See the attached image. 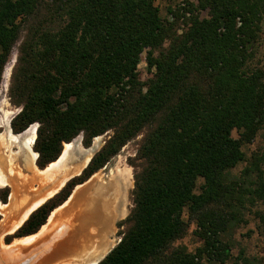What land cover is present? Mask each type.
<instances>
[{
    "label": "trees",
    "instance_id": "obj_1",
    "mask_svg": "<svg viewBox=\"0 0 264 264\" xmlns=\"http://www.w3.org/2000/svg\"><path fill=\"white\" fill-rule=\"evenodd\" d=\"M154 1L0 0V81L23 33L7 86L19 109L9 128L16 136L37 124V169L56 162L77 136L87 148L111 132L80 175L6 243L36 234L74 186L138 135L128 159L131 207L116 224L119 241L97 264L223 263L229 247L221 235L264 203V162L246 161L241 151L264 120V71L249 65L264 0L184 1L170 19L160 18ZM143 51L149 77L141 83ZM6 197L5 187L2 204ZM190 224L202 241L193 254L174 245Z\"/></svg>",
    "mask_w": 264,
    "mask_h": 264
},
{
    "label": "bare ground",
    "instance_id": "obj_2",
    "mask_svg": "<svg viewBox=\"0 0 264 264\" xmlns=\"http://www.w3.org/2000/svg\"><path fill=\"white\" fill-rule=\"evenodd\" d=\"M34 137L33 129L25 131L19 137L11 134L0 135V185L12 187H9L11 194L8 195L7 205L0 204V214L5 215V209L13 203L15 204L11 209L17 207L12 179L19 181L23 193L31 190L35 184L41 186L33 194L24 195L26 203L36 200L22 206L21 214L7 222L8 225L15 221L3 234L11 233L34 208L54 195L70 178L78 175L98 148L99 141L96 138L83 154L79 153L81 150L74 149L73 143L66 144L56 162L49 164L45 170H38L34 164L36 154L32 150ZM15 143L22 147L19 154L10 150ZM68 158L74 165L65 169L62 165ZM61 171V181L57 185L55 181L47 188L56 173ZM127 187L128 180L117 175L106 180L95 177L84 185H78L69 199L51 213L38 233L13 240L8 249L15 253L23 250L25 251L22 253H26V249L27 252L30 250L32 253L29 252L30 255L23 260V264H93L115 244V223L127 213ZM40 193L42 195L39 197Z\"/></svg>",
    "mask_w": 264,
    "mask_h": 264
},
{
    "label": "rangeland",
    "instance_id": "obj_3",
    "mask_svg": "<svg viewBox=\"0 0 264 264\" xmlns=\"http://www.w3.org/2000/svg\"><path fill=\"white\" fill-rule=\"evenodd\" d=\"M184 1H187L188 3H191L193 5L196 3V0H165V1L155 0L153 4L157 7L158 14H159L161 19H170V15H169L168 11H173L177 7V5L183 4ZM199 16L200 17H206L205 12H200ZM178 28L179 29L177 30V32L180 33V31H181L180 29H184L185 27L182 28V23L179 22ZM22 36H23V33H21L19 39L16 41V43L13 45V47L10 51V54L8 56V61L4 67V70L2 73V78L0 81V135L1 134L13 135L9 129V120L19 111L18 108H15L14 106H12L9 103V100L7 98V86L9 83V76H10L11 68L15 62V59H16V50H17V47H18V45L22 39ZM144 56H145V52L143 51L140 54L138 63L136 65L137 76H138V79L141 83H144L149 77L148 73L146 72V64L144 61ZM249 65L251 67L260 68L261 70L264 71V15L261 19L260 32H259L258 39H257V42H256L255 47H254L253 58L251 59V62ZM7 126H8V128H7ZM30 129H33L35 131V126L34 125L31 126L28 130H30ZM22 134L16 135V136L13 135V136L19 137ZM110 135H111V132H107V133H104L103 135H101L100 137H98L99 141L97 142L98 148L96 149V151L99 150V148L102 146V144L107 140V138ZM231 137L236 139L237 134L234 131H232ZM140 138H141V135H138L136 138H134L133 140L126 143L118 151V153L115 156H113L102 168L98 169L96 172H94L92 175H90L85 181H83L81 184H79V185H84V184L88 183L90 181V179H94L95 177H99L100 179L106 180V179H111L112 177L117 175V176H122V177L126 178V180H128V187H127V192H126V196H127L126 197V200H127V213H126V215L128 214V211L131 207L130 191L132 189V168L128 165V159H132V157L134 156L135 149L137 147V144L140 141ZM80 140H81V136H77L76 138H74L72 140V143L74 144V149H76L78 151L81 150V151H79V153L83 154V151L90 148L93 145L94 141L93 142L91 141L89 147L83 148L80 144ZM10 150L14 154H19L20 151H22V147H21V145L15 143V144L11 145ZM96 151H94L92 153V155ZM241 151H242L246 161H249L252 158H259L260 160H262L264 162V120L260 123L259 129L257 130L256 134L254 135L253 139L249 143L241 146ZM244 164H245V162L238 164L234 169H232V173L236 174L244 166ZM45 169H43V170H45ZM56 174H58V173H56ZM55 180L56 179L51 180L50 181L51 184L55 183ZM12 181H13V185L15 186L16 195H17L16 203H18V204L14 210L11 209V206L14 205L15 203L9 205V208L5 209V215L0 214V224H1V230H2V231H0V236H1L0 237V264H23V260L25 261L26 258L29 257L30 250L27 252V249H26V253H22L25 250L15 253V252H12L11 250L8 249L9 245H11V243L13 242L12 240L13 239L15 240V238L9 239L10 241L8 243H6L5 237L10 235V234H8V232L3 234V231L6 230L7 228H9L10 226H12V224L15 221H13L11 225H7V222L13 220V218L16 216L18 218V216L22 212V208H23L22 206H24L28 202L34 203V201L36 200V199L34 201L29 200L26 203V201H24V195L25 194H33L35 191H37L39 188H41V186H38L35 184L31 190L25 191L23 193V191L21 190V187L19 186V181L15 180V179H12ZM201 183H202L201 179H198L196 181L195 193H197V187ZM77 186L78 185H76L74 187V189L72 188V190L69 192V195H68L69 197H70V195L73 194V192L75 191V188ZM9 187L12 188L11 186L6 185L7 197H6V202L4 204H2L0 202V204H2V205H7L8 195L10 193ZM4 188H5V186L0 185V193H1L2 189H4ZM41 195L42 194L40 193L38 196L40 197ZM68 196L66 198L67 200L69 199ZM62 203L60 205H58L56 207V209L58 207H61L64 204V203L63 204ZM10 209H11V212H9ZM53 210H55V208ZM251 211H252V213L244 212V216H243V218L245 220L244 224H240L235 229L230 230L227 234L225 233V234L221 235V239H222L223 243L227 244L229 247L228 248L229 249V256L227 257V259L225 261H223V263L216 262V261L201 260L200 264H264V224H262L258 220L257 216L253 214L254 211H257L258 214H260L264 217V203L257 204L256 206H254L251 209ZM125 216H124V218H125ZM185 218L186 217L184 214L183 219H185ZM123 219L116 221L115 228H116V224ZM46 220H48V219L46 218ZM46 220H45V222H46ZM40 227H39V229H41ZM118 230H122V227L116 228L115 233L113 234V239H115V244L119 241V237L116 235V232ZM195 231H196L195 226L193 224H190L187 231H186V234L184 235V237L182 239L176 241L174 243V245L181 246L188 253L193 254L196 249H199L202 246V241ZM115 244L113 245V247L115 246ZM4 245H6L8 247H5ZM30 253H32V252H30Z\"/></svg>",
    "mask_w": 264,
    "mask_h": 264
},
{
    "label": "water",
    "instance_id": "obj_4",
    "mask_svg": "<svg viewBox=\"0 0 264 264\" xmlns=\"http://www.w3.org/2000/svg\"><path fill=\"white\" fill-rule=\"evenodd\" d=\"M10 120H11V119H10ZM10 120H9V121H10ZM32 125H34V124L29 125L27 128H29V127L32 126ZM36 126H37V125L35 124V129H36ZM9 129H10V128H9ZM34 132H35V131H34ZM21 133H22V132H21ZM19 134H20V133H19ZM16 135H17V134H16ZM34 135H35V133H34ZM71 142H72V141H71ZM71 142H69V143H71ZM66 144H67V143H66ZM60 153H61V152H60ZM35 154H36V153H35ZM59 155H60V154H59ZM58 157H59V156H58ZM58 157H57V158H58ZM91 157H92V156H91ZM91 157H90V158H91ZM57 158H56V160H57ZM90 158L88 159L87 163L89 162ZM56 160H55V161H56ZM87 163H86V165H87ZM63 165H64V166H63ZM63 165H62V167H64V168L66 169V168H68L70 165L73 166L74 164H73V162H71V161L69 160V158H68V161L64 162ZM86 165H85V166H86ZM85 166L81 169V171L85 168ZM81 171L78 173V175H80ZM62 175H63V172L61 171V172H59L58 174H56L55 177H54L53 179H56L55 181H58V180L61 178ZM78 175H76V176H78ZM51 186H52V184H51V182H50L49 185L47 186V188H48V187L50 188ZM63 186H64V185H63ZM63 186H62V187H63ZM62 187H61V188H62ZM74 187H75V186H74ZM74 187H73V188H74ZM61 188H60V189H61ZM60 189H59V190H60ZM59 190H58V191H59ZM58 191H57V192H58ZM57 192H56V193H57ZM56 193H55V194H56ZM55 194H54V195H55ZM54 195H52V196H54ZM52 196H51V197H52ZM51 197H49V198H51ZM49 198H47L46 200H48ZM46 200H45V201H46ZM45 201H44V202H45ZM44 202H43V203H44ZM43 203H41V204H43ZM41 204H40V205H41ZM40 205H38L36 208H38ZM36 208H34V209H33V210L27 215V217L23 220V222L28 218V216H29V215H30V214H31ZM23 222H22L18 227H16L11 233H8V234L11 235L13 232H15V231H16V230H17V229L23 224ZM104 256H105V255H104ZM104 256H103V257H104ZM103 257H102V258H103ZM102 258H101V259H102ZM101 259H99L98 261L94 262L93 264H97Z\"/></svg>",
    "mask_w": 264,
    "mask_h": 264
},
{
    "label": "crops",
    "instance_id": "obj_5",
    "mask_svg": "<svg viewBox=\"0 0 264 264\" xmlns=\"http://www.w3.org/2000/svg\"><path fill=\"white\" fill-rule=\"evenodd\" d=\"M62 179H63V178H62ZM60 181H61V180L56 181L55 185H57ZM48 182H49V181H48ZM55 185H54V186H55ZM38 186H39V185H38ZM54 186H53V187H54ZM53 187H52V188H53ZM13 188H14V187H13ZM14 189H15V188H14ZM11 224H12V222H11V223H8V225H11Z\"/></svg>",
    "mask_w": 264,
    "mask_h": 264
},
{
    "label": "flooded vegetation",
    "instance_id": "obj_6",
    "mask_svg": "<svg viewBox=\"0 0 264 264\" xmlns=\"http://www.w3.org/2000/svg\"><path fill=\"white\" fill-rule=\"evenodd\" d=\"M6 187V186H5Z\"/></svg>",
    "mask_w": 264,
    "mask_h": 264
}]
</instances>
